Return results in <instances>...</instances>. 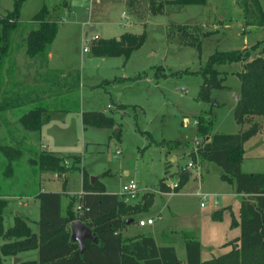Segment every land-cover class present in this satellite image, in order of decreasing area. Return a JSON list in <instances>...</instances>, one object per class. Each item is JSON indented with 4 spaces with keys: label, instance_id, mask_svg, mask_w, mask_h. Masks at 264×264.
Masks as SVG:
<instances>
[{
    "label": "rangeland",
    "instance_id": "1",
    "mask_svg": "<svg viewBox=\"0 0 264 264\" xmlns=\"http://www.w3.org/2000/svg\"><path fill=\"white\" fill-rule=\"evenodd\" d=\"M14 1L0 0V16L13 10ZM239 1L208 0L205 7L166 5L162 14L153 15L150 9L159 8L164 1L140 0L136 6L127 5L125 0H23L21 23L29 22L45 4L58 23V32L52 46L54 69L49 67L53 71L48 73L21 53L23 33L12 36L20 72L15 75L16 91L27 95L36 88L37 96L33 103L0 114V148L20 152L9 159L0 151L3 230L13 227L15 217H21L33 232H38L39 208L32 200L42 188L62 193V214H66L71 201L75 209L84 171L87 185L91 177L98 178L94 183L120 197L122 186L136 181L137 199L122 201L128 207L141 209L152 197L145 210L128 214L135 221L123 231L124 237L151 234L164 244L159 236L165 233L175 238L174 244L164 245H175L180 264H185V236L192 234L201 245V261L236 249L240 230L231 226L239 218L241 197L233 186L220 180L221 169L203 161L200 154L216 147H208L214 134L236 135L256 124L257 132L243 143L241 168L248 174L264 173V117L254 116L242 126L235 122V95L240 91L236 74L226 72L227 89L212 91L211 97L219 106L211 110L210 104L198 99L201 77L191 73L198 72L216 51L243 50L252 58H264V27L245 25ZM178 25L186 26L187 34L199 40V50L184 44L186 39L176 30ZM143 31L144 44L126 63L122 57L98 58L91 54L92 46L101 40L90 39L96 35L120 40L124 34L139 35ZM206 33L209 36L202 37ZM256 43L260 45L252 51ZM84 46L90 49L88 53H83ZM240 69L237 63L222 67L230 73ZM38 106L47 111L49 121L39 132L25 131L20 117ZM87 111H104L113 117L115 127H83L81 114ZM200 116L205 121L213 119L206 136L196 134ZM43 147L48 153L42 152ZM41 153L63 155L68 173L41 171L33 160ZM189 160L201 169L200 184L196 170L191 169L189 180L179 192L163 194L166 188L173 193L169 186L178 181ZM199 188L210 195L206 201L196 196ZM148 219L154 220L152 226H138L137 222ZM259 250V257L249 264H264V252ZM36 258L37 252L31 251L26 257L30 260L25 262L31 264ZM14 261L15 257H4L1 264ZM15 264L25 263L21 259Z\"/></svg>",
    "mask_w": 264,
    "mask_h": 264
},
{
    "label": "trees",
    "instance_id": "2",
    "mask_svg": "<svg viewBox=\"0 0 264 264\" xmlns=\"http://www.w3.org/2000/svg\"><path fill=\"white\" fill-rule=\"evenodd\" d=\"M23 0H15L11 12L0 16V114L19 108L36 101V88L27 95L16 91L13 81L14 60L12 36L23 33L22 43L29 58L45 61L56 38L58 23L52 20L48 8L43 4L40 10L27 23L19 21V9ZM207 0H167L159 3V8L150 9L152 14L163 11L166 5L204 6ZM245 25L264 27V0L239 1ZM157 10L159 12H157ZM176 30L185 37V45L197 48L201 43L187 34L186 26H176ZM209 36L208 33L202 37ZM146 40V33L139 35L124 34L120 40L114 38L101 39L92 46L91 54L98 58L122 57L126 63L131 54L138 50ZM256 43L251 47L253 51ZM241 63L243 69L236 74L240 82L239 97L233 111L235 122L242 126L252 117H264V58H252L248 51H216L210 55L200 70L196 73L202 79L198 99L213 107L219 106L211 97L213 90L227 89L224 82L226 74L217 67L226 64ZM184 73H189L185 71ZM9 87V89L7 88ZM48 91V90H47ZM43 92V96L47 94ZM49 91L48 93H50ZM33 97V98H32ZM214 102V103H213ZM44 109L41 106L28 110L19 121L25 131L39 132L45 123ZM82 126L85 128L113 129V117L99 111H87L81 114ZM213 127V119L203 117L197 119L196 134L208 135ZM258 130L256 124L236 135L214 134L208 149L201 152L203 161L214 164L221 169L220 180L234 187L238 195H242L239 208V221L234 226L239 227L238 246L218 258L201 261V245L194 234L185 236V264H249L258 258L257 252H264V173L248 174L241 168L243 143ZM118 132V131H117ZM119 139V135H116ZM9 159L20 152L12 148H0ZM13 154V156H12ZM34 162L41 171L63 174L68 172L61 157L51 154H36ZM10 168V167H9ZM84 194L76 203L89 208V212L78 213L73 209L72 201L66 208V214H61L60 193H39L36 196L39 204L38 234H33L30 227L21 217H15L13 227L3 230L0 222V264L4 257H16L21 252L37 250V260L31 264H177L180 263L172 246H157L151 236L139 235L124 237L121 231L126 226L127 219H133L128 214H137L145 210L151 200L145 202L143 208L126 206L116 194L105 193L103 185L88 181L83 171ZM190 173L181 171L179 191L189 180ZM96 189H100L99 191ZM165 192H169L166 188ZM3 206H0V214ZM1 220V219H0ZM79 220L83 222L97 238V243L86 240L85 250L81 254L79 245L71 241L70 223ZM232 224V222H231ZM191 234V233H189ZM264 254V253H263ZM27 264V262H24Z\"/></svg>",
    "mask_w": 264,
    "mask_h": 264
},
{
    "label": "crops",
    "instance_id": "3",
    "mask_svg": "<svg viewBox=\"0 0 264 264\" xmlns=\"http://www.w3.org/2000/svg\"><path fill=\"white\" fill-rule=\"evenodd\" d=\"M143 1H145V2H147V0H143ZM162 1H167V0H162ZM96 2L97 3H99L100 2V0H96ZM141 2H142V0H141ZM207 2H208V0L206 1V4L203 6V7H205V6H207ZM125 3L127 4V5H129V4H131V5H133V4H135L136 6H138V5H140V0H125ZM148 3V2H147ZM64 6H66V7H68L69 5H68V3H65V5ZM47 7V6H46ZM56 7H57V5H56ZM57 8H60V7H57ZM164 9V8H163ZM49 10V9H48ZM148 10H149V4H148ZM49 12H50V17L52 18V20H56V19H53L54 17L51 15V10H49ZM151 14H152V12L151 11H149ZM163 13V11L161 12V13H158V14H162ZM154 15V14H153ZM242 15H243V13H242ZM4 16V15H3ZM243 17V16H242ZM123 19H125L126 21L128 20V18H126L125 16H123ZM222 19H224V17H221L220 18V20H222ZM226 19V18H225ZM242 19H244V18H242ZM127 25V24H126ZM145 25V24H144ZM143 25V26H144ZM128 26H131L130 25V23H128ZM242 31H243V29H241ZM58 32V31H57ZM144 32V31H143ZM126 33V32H125ZM122 34H124V33H122ZM121 34V35H122ZM141 34V33H140ZM120 35V36H121ZM57 36V35H56ZM97 36V35H96ZM98 37V36H97ZM93 38V37H92ZM99 39H105V38H100V37H98ZM56 39V38H55ZM91 39V38H90ZM107 39H111V38H107ZM55 41V40H54ZM54 43V42H53ZM24 45V44H23ZM54 44H52V46H53ZM52 46H51V49H50V51H49V53H48V55H47V59L45 60V61H43V60H41V59H32V58H30V60L31 61H33V62H36L38 65H37V67L41 70V71H43V72H47L48 73V71H53V70H51L49 67H51L52 68V65H53V63H54V58H53V52H52ZM253 46V45H252ZM245 48V47H244ZM250 48V47H249ZM12 49H13V60H14V74H13V81L15 82V80H16V77H15V75H16V72L18 73V76H19V69H18V67H17V60H16V57L17 56H15V53H16V50H15V48H13L12 47ZM21 53H23L24 55H26V53H25V47H23V49H22V52ZM27 56V55H26ZM15 57V58H14ZM28 57V56H27ZM29 58V57H28ZM16 60V61H15ZM237 64H240V66H241V69L239 70V71H233V72H228V71H225V70H222V67H224L225 65H221V68L219 67V71L220 72H224V73H226L227 72V75L228 74H232V75H234V74H237V73H240L241 71H242V69H243V65L241 64V63H237ZM227 65H230V64H227ZM28 69V71H31V67L30 68H27ZM52 69H54V68H52ZM56 70V69H55ZM63 72H61V74H62ZM46 74V73H45ZM226 75V76H227ZM61 77L63 78L64 77V74H62L61 75ZM46 78V77H45ZM227 78V77H226ZM47 79V78H46ZM44 80V79H43ZM48 80V79H47ZM17 81V80H16ZM45 81V80H44ZM16 83V82H15ZM239 95V94H238ZM238 95H235V104H236V102H237V100H238ZM108 106L109 105H107V108H108ZM45 111V110H44ZM102 113H104V111L102 112ZM44 118H45V122H48L49 121V118H50V116H49V114H47V111L44 113ZM45 124V123H44ZM43 124V125H44ZM42 125V126H43ZM42 152H46V148L45 147H43L42 148ZM46 153H48V152H46ZM44 154V153H43ZM49 154H51V153H49ZM55 154H57V153H54V154H51V155H55ZM56 156V155H55ZM58 157H61V158H63V155L62 156H60V155H58ZM63 164L65 165V163L63 162ZM68 173V172H67ZM64 174H66V173H64ZM126 175V174H125ZM91 178H94V177H91ZM96 179H98V178H94L93 179V181H91V184L96 180ZM199 191L200 192H202L201 191V189L199 188ZM44 192H48V193H59L58 191H48V190H46V189H44V188H42L41 189V191L39 192V193H44ZM179 192V191H178ZM39 193H37L36 194V196L39 194ZM105 193H107V194H111V193H108L107 191H106V189H105ZM176 192L174 191L173 193H170V192H167V193H163V194H175ZM197 193V192H196ZM60 194H62V193H60ZM84 194V192H83V189H82V191H81V193H79L77 196L80 198L82 195ZM206 194V193H205ZM117 195V194H116ZM36 196H35V199H33L32 200V204H34V205H37L38 206V208H39V204H38V200L36 199ZM119 196V195H118ZM240 197H241V201H242V195H240ZM62 199H63V197L61 198V214H62ZM119 199L121 200V201H123L122 200V197H120L119 196ZM137 199V198H136ZM69 201H70V199H69ZM132 202V201H131ZM130 203V202H129ZM215 204H217V203H215ZM26 207V206H25ZM240 208V207H239ZM76 210V209H75ZM22 215L23 216V214H21V213H19V212H15V215ZM25 215V214H24ZM65 214H62V216H64ZM236 219V218H235ZM237 221H239V218L238 219H236ZM135 220L133 219V222H134ZM133 222L130 224V225H126L124 228H123V230L121 231V234L123 233V231H126V230H128L131 226H132V224H133ZM83 223V222H82ZM84 224V223H83ZM137 224H138V222H137ZM154 224V223H153ZM152 226V225H151ZM30 227V226H29ZM140 227V226H139ZM30 229H31V227H30ZM31 231H32V229H31ZM32 233L33 234H38V232H33L32 231ZM132 235V234H131ZM131 235H129V236H131ZM129 236H127V237H129ZM147 236H151L153 239H154V241H155V243L157 244V246H172V247H174V249H175V252H176V255H177V250H176V248H175V245H164V244H174L175 243V238H173V237H169L167 234H163V233H161V235L159 236V240H160V242L161 243H164V244H159L158 243V241L153 237V235H151V234H147ZM237 238H239V237H237ZM236 238V239H237ZM184 249H185V240H184ZM31 251H36L37 252V250H31ZM31 251H26V252H24V253H22V254H20V255H17L16 257H15V260H16V258L18 259L17 261H14V264L15 263H17V262H19L21 259H23L24 260V262L25 261H27V260H30V259H26V257H28V253L29 252H31ZM229 252V251H228ZM227 252V253H228ZM227 253H225V254H227ZM225 254H223V255H225ZM220 256H222V255H220ZM177 258H178V260H179V262H180V260L181 259H179V257L177 256ZM212 259H214V258H212ZM212 259H210V260H212ZM31 260H33V261H36L37 260V258L36 259H31ZM206 261H209V260H206Z\"/></svg>",
    "mask_w": 264,
    "mask_h": 264
},
{
    "label": "built area",
    "instance_id": "4",
    "mask_svg": "<svg viewBox=\"0 0 264 264\" xmlns=\"http://www.w3.org/2000/svg\"><path fill=\"white\" fill-rule=\"evenodd\" d=\"M91 39H92V41H95V40L98 39V37L95 36V37H93ZM89 51H90V49L87 46L83 47V53H88ZM191 169L193 171L196 170L197 178L199 179V184H200V179H201L200 170L201 169L199 167H197L192 161L189 160L185 164V166H184L182 171L189 172V170H191ZM178 184H179V179H178L177 182H175L174 184L169 186V188L171 189L172 192H174L178 188ZM138 195H139V187H138V184H137L136 181L130 180L127 184L122 186L121 197H122L123 202L129 203V202L135 200L138 197ZM196 196L199 197L202 201H206L210 197L209 194L202 193L199 190L197 191ZM215 203H217V202H215ZM201 206H203V203H201ZM75 209H76V211L78 213L89 212V208L84 207L80 203L77 204ZM153 223H154V220H152V219H148L146 221L140 220L138 222V226H140V227L151 226V225H153Z\"/></svg>",
    "mask_w": 264,
    "mask_h": 264
},
{
    "label": "water",
    "instance_id": "5",
    "mask_svg": "<svg viewBox=\"0 0 264 264\" xmlns=\"http://www.w3.org/2000/svg\"><path fill=\"white\" fill-rule=\"evenodd\" d=\"M93 179L94 178H91V181H93ZM132 222H133V219H127L125 223L126 225H130ZM70 230H71V241L79 245L81 254L85 250L84 243L86 240H91L94 243L98 242L93 232L79 220H76L70 223ZM17 260L18 259H16L15 261ZM177 264H180V263H177Z\"/></svg>",
    "mask_w": 264,
    "mask_h": 264
}]
</instances>
